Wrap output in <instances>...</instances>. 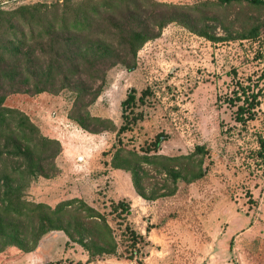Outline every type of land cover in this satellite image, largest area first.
<instances>
[{
  "label": "rangeland",
  "instance_id": "374dc122",
  "mask_svg": "<svg viewBox=\"0 0 264 264\" xmlns=\"http://www.w3.org/2000/svg\"><path fill=\"white\" fill-rule=\"evenodd\" d=\"M263 72L264 8L245 0H0V264H264ZM241 87L261 93L245 124ZM72 198L116 255L89 260L77 203L73 239L49 227ZM111 200L143 235L132 259Z\"/></svg>",
  "mask_w": 264,
  "mask_h": 264
},
{
  "label": "trees",
  "instance_id": "16d2710c",
  "mask_svg": "<svg viewBox=\"0 0 264 264\" xmlns=\"http://www.w3.org/2000/svg\"><path fill=\"white\" fill-rule=\"evenodd\" d=\"M221 2H232V1H238V0H220ZM246 2L253 4V5H259L264 8V0H245ZM264 78V72L262 73ZM143 91L142 93H144ZM237 94V93H235ZM260 90H251L249 87H241V96H235L236 100L242 101L241 105H238L237 107V114H236V120L241 123H246L249 120H253L255 118V107L258 106L259 100L258 97L260 95ZM136 96L133 91L128 92L126 98L122 101L123 106V112L122 117L124 120V123L119 127L118 133L124 132L127 129L132 126V122L136 120V117L134 115H129V113H126V109L132 107L135 104ZM161 134L156 136L155 141L152 143V148L157 149L159 147L160 141H161ZM259 144V150L257 151V156H259L264 163V137L260 136L257 140ZM200 146H197V150L200 151ZM115 159L112 160V162ZM116 168L119 167V165L115 166ZM203 175L200 174L199 177ZM250 202L252 201L251 195H249ZM79 204L82 207V210H78L79 215L83 212H88L85 216H79L78 220H75L76 230L78 232H88V229H92L93 233L92 238L90 241L86 243H82L88 250L90 258H93L94 256L102 257L104 255H116L118 251V243L115 239V236L113 235V230L107 223L106 217L104 214H97L95 215L96 211L93 207L87 205L86 202H84L80 198H72L65 200L61 202L56 209L49 210V215L54 216V220L50 221V228H60L67 231V234L71 239L72 237V231L69 229L68 224H70L69 219H66L68 223H62L63 217L66 215H70V213L73 211V207L75 204ZM42 207V206H41ZM46 207V206H45ZM110 211L109 213H114L116 217L118 218V223L125 222L124 229H122V237L125 241V249L124 252H126V258L132 259L134 258V255L141 251L140 242L143 240V235L141 233H138L133 228L130 227L129 223L125 221L127 215L131 212V206L130 204L125 200H119V201H110ZM75 211V210H74ZM48 213L44 215V219H48ZM98 219L99 221L94 222V219ZM78 227V228H77ZM40 228L43 230H46L43 228V223L40 225ZM88 260V261H89Z\"/></svg>",
  "mask_w": 264,
  "mask_h": 264
}]
</instances>
